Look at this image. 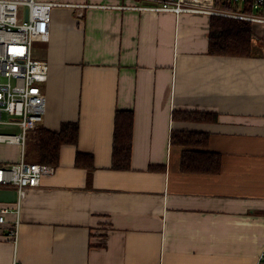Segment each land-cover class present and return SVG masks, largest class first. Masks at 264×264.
<instances>
[{"label": "crops", "instance_id": "crops-1", "mask_svg": "<svg viewBox=\"0 0 264 264\" xmlns=\"http://www.w3.org/2000/svg\"><path fill=\"white\" fill-rule=\"evenodd\" d=\"M41 127L78 126L54 174L0 185V264H257L264 246V34L249 57L208 54L211 16L131 9L133 0H49ZM83 6V7H82ZM224 18V17H222ZM228 19V18H227ZM133 115L130 168H111L114 113ZM213 114V123L174 120ZM175 131L205 133L215 175L179 169ZM93 168L74 166L76 154ZM0 143V167L20 159ZM155 169V170H154ZM18 224L17 242L6 239Z\"/></svg>", "mask_w": 264, "mask_h": 264}, {"label": "built area", "instance_id": "built-area-1", "mask_svg": "<svg viewBox=\"0 0 264 264\" xmlns=\"http://www.w3.org/2000/svg\"><path fill=\"white\" fill-rule=\"evenodd\" d=\"M133 10L151 13H183L220 16L264 25V0H230V9L214 7L215 0H133ZM77 7L49 0H0V143L17 145L20 159L0 167V185L14 187L17 205L28 189L36 188L54 167L24 161L25 141L39 126L45 114L42 85L48 66L33 57V43L49 36L51 12L55 7ZM83 7V6H82ZM7 210H0V224ZM18 224L6 239L17 242ZM257 264H264V246Z\"/></svg>", "mask_w": 264, "mask_h": 264}, {"label": "trees", "instance_id": "trees-1", "mask_svg": "<svg viewBox=\"0 0 264 264\" xmlns=\"http://www.w3.org/2000/svg\"><path fill=\"white\" fill-rule=\"evenodd\" d=\"M214 7L230 9V0H215ZM254 39L250 23L211 17L209 21L208 54L212 56L249 57ZM174 120L181 122L213 123L216 117L207 113L174 111ZM133 115L131 111H116L112 137L111 168L127 171L130 168ZM78 126L76 123H62L58 131H50L37 126L28 133L25 141L24 161L56 167L62 146L75 145ZM171 144L183 147L179 169L185 174L215 175L221 170V156L204 149L208 145L205 133L175 131L171 134ZM74 166L79 169L93 168L92 157L77 153ZM155 170V169H154Z\"/></svg>", "mask_w": 264, "mask_h": 264}, {"label": "rangeland", "instance_id": "rangeland-1", "mask_svg": "<svg viewBox=\"0 0 264 264\" xmlns=\"http://www.w3.org/2000/svg\"><path fill=\"white\" fill-rule=\"evenodd\" d=\"M259 25V24H257ZM256 31H260L261 34H264V25L256 26Z\"/></svg>", "mask_w": 264, "mask_h": 264}]
</instances>
